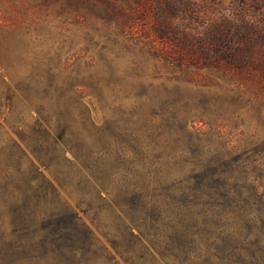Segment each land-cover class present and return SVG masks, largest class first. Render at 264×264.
Returning <instances> with one entry per match:
<instances>
[{
    "label": "rangeland",
    "instance_id": "rangeland-1",
    "mask_svg": "<svg viewBox=\"0 0 264 264\" xmlns=\"http://www.w3.org/2000/svg\"><path fill=\"white\" fill-rule=\"evenodd\" d=\"M0 264H264V0H0Z\"/></svg>",
    "mask_w": 264,
    "mask_h": 264
},
{
    "label": "trees",
    "instance_id": "trees-1",
    "mask_svg": "<svg viewBox=\"0 0 264 264\" xmlns=\"http://www.w3.org/2000/svg\"><path fill=\"white\" fill-rule=\"evenodd\" d=\"M138 2H145V0H138ZM165 35V33H164ZM240 51V47L236 46H229L224 50V55L229 59L230 61L226 62L227 64H233L236 61V54Z\"/></svg>",
    "mask_w": 264,
    "mask_h": 264
}]
</instances>
